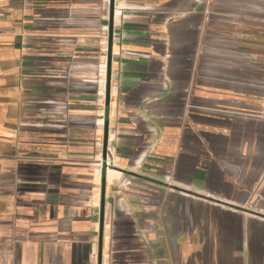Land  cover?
Masks as SVG:
<instances>
[{
  "label": "crops",
  "instance_id": "crops-1",
  "mask_svg": "<svg viewBox=\"0 0 264 264\" xmlns=\"http://www.w3.org/2000/svg\"><path fill=\"white\" fill-rule=\"evenodd\" d=\"M109 6L0 0V264H98L101 201L100 264H264V104L240 105L263 93L236 40L264 18L114 0L102 168Z\"/></svg>",
  "mask_w": 264,
  "mask_h": 264
},
{
  "label": "rangeland",
  "instance_id": "rangeland-1",
  "mask_svg": "<svg viewBox=\"0 0 264 264\" xmlns=\"http://www.w3.org/2000/svg\"><path fill=\"white\" fill-rule=\"evenodd\" d=\"M240 2H251L252 8L256 9L258 16L264 18V15L260 13L264 7V0H240ZM250 24L254 26L255 30L244 31V34L241 36L239 35L238 39H236L240 50H243L242 54H240V62L249 64L244 65L246 68L242 70L243 74H240V80H242L241 76H245L246 74L251 76V73H253L255 77L254 89L257 92L263 93V96L262 98L257 97L258 99L251 102V105H240L247 108L259 109V106L264 104V32L260 31L264 23L261 20H250L249 25ZM221 39L225 40L227 37H222ZM109 165H113V160H108V166Z\"/></svg>",
  "mask_w": 264,
  "mask_h": 264
},
{
  "label": "water",
  "instance_id": "water-1",
  "mask_svg": "<svg viewBox=\"0 0 264 264\" xmlns=\"http://www.w3.org/2000/svg\"><path fill=\"white\" fill-rule=\"evenodd\" d=\"M114 14V0H110L109 6V20L110 28L108 31L107 38V65H106V82H105V105H104V126H103V141H102V168L105 167L106 151H107V131H108V103H109V86H110V65H111V53H112V42L113 34L111 30V25L113 21ZM102 223H103V201L100 204V229H99V242H98V264L101 260V246H102Z\"/></svg>",
  "mask_w": 264,
  "mask_h": 264
},
{
  "label": "built area",
  "instance_id": "built-area-1",
  "mask_svg": "<svg viewBox=\"0 0 264 264\" xmlns=\"http://www.w3.org/2000/svg\"><path fill=\"white\" fill-rule=\"evenodd\" d=\"M113 39H114V34H113ZM106 162H107V165H108V160Z\"/></svg>",
  "mask_w": 264,
  "mask_h": 264
}]
</instances>
